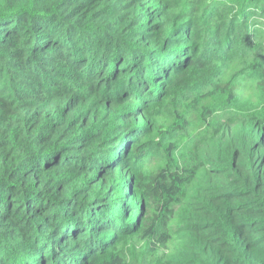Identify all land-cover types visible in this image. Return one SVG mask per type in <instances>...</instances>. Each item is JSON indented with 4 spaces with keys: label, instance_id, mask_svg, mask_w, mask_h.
I'll return each mask as SVG.
<instances>
[{
    "label": "trees",
    "instance_id": "trees-1",
    "mask_svg": "<svg viewBox=\"0 0 264 264\" xmlns=\"http://www.w3.org/2000/svg\"><path fill=\"white\" fill-rule=\"evenodd\" d=\"M0 264H264V0H0Z\"/></svg>",
    "mask_w": 264,
    "mask_h": 264
}]
</instances>
